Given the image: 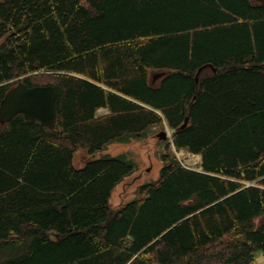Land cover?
<instances>
[{
  "label": "trees",
  "instance_id": "obj_1",
  "mask_svg": "<svg viewBox=\"0 0 264 264\" xmlns=\"http://www.w3.org/2000/svg\"><path fill=\"white\" fill-rule=\"evenodd\" d=\"M20 82L54 88L56 124H0V264L264 255V4L0 0V105ZM165 125L176 151L201 157V172L168 142L160 179L113 208L134 164L73 165L80 150Z\"/></svg>",
  "mask_w": 264,
  "mask_h": 264
},
{
  "label": "rangeland",
  "instance_id": "obj_2",
  "mask_svg": "<svg viewBox=\"0 0 264 264\" xmlns=\"http://www.w3.org/2000/svg\"><path fill=\"white\" fill-rule=\"evenodd\" d=\"M253 1L258 3L257 0ZM99 114H105V111L101 110ZM162 133H167V137H162ZM168 142L172 144V132L165 125L164 129H153L143 138L127 137L122 141L112 142L94 154H89L87 150H80L75 154L73 165L81 169L86 159L124 158L131 161L134 164L133 172L117 185L110 198L111 207L118 208L138 198L139 190L143 185L157 182L160 179L164 167L162 156L166 153ZM171 149L175 153L174 146ZM176 153V157L180 158L186 167L194 170L201 169V157L190 155L187 152ZM256 261L257 264H264V255L258 254Z\"/></svg>",
  "mask_w": 264,
  "mask_h": 264
},
{
  "label": "water",
  "instance_id": "obj_3",
  "mask_svg": "<svg viewBox=\"0 0 264 264\" xmlns=\"http://www.w3.org/2000/svg\"><path fill=\"white\" fill-rule=\"evenodd\" d=\"M264 4V0H257ZM161 75L154 77L155 82ZM18 115L27 121L39 122L41 126L54 129L56 124V94L52 86L29 88L23 82L5 95L0 105V124H7ZM166 137V133L161 134Z\"/></svg>",
  "mask_w": 264,
  "mask_h": 264
},
{
  "label": "crops",
  "instance_id": "obj_4",
  "mask_svg": "<svg viewBox=\"0 0 264 264\" xmlns=\"http://www.w3.org/2000/svg\"><path fill=\"white\" fill-rule=\"evenodd\" d=\"M103 111H105V110H103ZM107 112L105 111V114H106Z\"/></svg>",
  "mask_w": 264,
  "mask_h": 264
}]
</instances>
